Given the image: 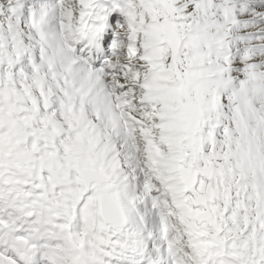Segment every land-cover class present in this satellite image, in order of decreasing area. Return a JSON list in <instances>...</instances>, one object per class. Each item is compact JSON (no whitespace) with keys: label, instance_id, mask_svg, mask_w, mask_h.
I'll return each mask as SVG.
<instances>
[{"label":"snow or ice","instance_id":"6c2138e0","mask_svg":"<svg viewBox=\"0 0 264 264\" xmlns=\"http://www.w3.org/2000/svg\"><path fill=\"white\" fill-rule=\"evenodd\" d=\"M0 264H264V0H0Z\"/></svg>","mask_w":264,"mask_h":264},{"label":"clouds","instance_id":"9594fccd","mask_svg":"<svg viewBox=\"0 0 264 264\" xmlns=\"http://www.w3.org/2000/svg\"><path fill=\"white\" fill-rule=\"evenodd\" d=\"M73 47H75V43L73 44ZM85 47H87V45H85Z\"/></svg>","mask_w":264,"mask_h":264}]
</instances>
